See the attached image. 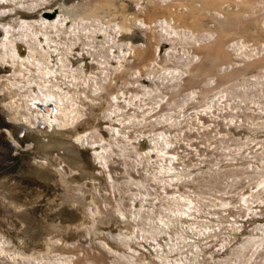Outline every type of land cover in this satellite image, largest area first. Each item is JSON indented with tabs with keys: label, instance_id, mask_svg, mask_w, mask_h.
<instances>
[{
	"label": "bare ground",
	"instance_id": "bare-ground-1",
	"mask_svg": "<svg viewBox=\"0 0 264 264\" xmlns=\"http://www.w3.org/2000/svg\"><path fill=\"white\" fill-rule=\"evenodd\" d=\"M49 1L0 3L29 12ZM199 1L204 9H215L227 0ZM98 2L63 5L52 19L39 12L36 17L16 16L4 24L0 61L12 66V74L0 82V89H10L7 105L11 118L26 128L74 127L89 96L104 99L107 133L96 123L89 131L76 132V138L94 148L95 160L107 172L108 188L126 197L114 200L129 222V229L117 236L121 247H108L116 259L134 262L146 241L154 249L148 264H264V222L253 225L239 239L228 236L233 240L230 247L215 260L202 257L192 238L212 225L210 216L219 214L224 219L231 206L240 205L247 212L253 202H264V56L261 65L255 70L252 67L247 75L239 76L241 71L238 75L222 74L220 84H211L198 94L192 86L183 85V78L199 47H207L211 56V65L202 70L205 75L218 73L215 67L227 62L232 50L226 49L222 35L209 46L200 45L207 35L199 31L197 22L189 26L163 19L150 53L153 61L132 73L126 92L107 90L110 78L130 64L128 56L139 45L129 35L135 22H128L126 14L122 21L111 17L106 8L113 1ZM243 2H249L245 8L256 4L264 9V0ZM239 26L238 22L235 28ZM235 50L251 54L255 49L238 41ZM263 50L259 47L257 51ZM200 112L220 115L223 128L209 140L212 150L207 161L177 167L169 147ZM116 156L125 166H143L144 171L127 174L122 184H117L107 168ZM61 182L71 185L66 179ZM86 212L94 222L98 207L89 203ZM54 250L47 247L43 252L23 253L0 232V264H62L66 256Z\"/></svg>",
	"mask_w": 264,
	"mask_h": 264
},
{
	"label": "rangeland",
	"instance_id": "rangeland-1",
	"mask_svg": "<svg viewBox=\"0 0 264 264\" xmlns=\"http://www.w3.org/2000/svg\"><path fill=\"white\" fill-rule=\"evenodd\" d=\"M85 1L104 3L106 0H50L45 6L29 12L0 3V35L4 24L16 16L31 18L42 12L45 18L52 19L63 5ZM111 1L114 4L106 8L110 10L111 17L122 21L127 16L128 22H135L129 35L139 48L128 56L130 64L113 74L107 90L126 92L132 73L153 61L150 53L156 45L157 25L163 19L170 18L181 24L185 22L189 26L197 22L201 26L199 31L207 35L200 45L213 44L222 35L226 49L232 50L228 61L215 67L218 73L205 75L202 70L211 65V56L207 47H199L193 65L183 78V85L192 86L198 94L204 88L220 84L222 74L238 75L241 71L239 76L247 75V72L253 71L252 67L255 70L263 62L264 50L257 51L259 47L264 48V9H259V5L245 8L249 2L227 0L220 6L222 9H204L203 2L199 0ZM238 22L240 26L235 28ZM238 41L255 50L251 54L237 52L235 47ZM88 63L87 67L91 69L92 62L90 65ZM11 74L12 66L0 62V82ZM9 90L0 89V232L23 253L54 248V252L66 256L64 264H126L116 259L108 248H120L117 236L129 229L128 216L118 210L114 201L118 197L124 200L126 197L108 188L107 172L102 170L101 164L91 153L94 148L81 144L76 138V132L89 131L96 123L102 133H107L105 127L109 122L103 118L104 99L89 96L84 105V114L74 127L49 129L36 125L25 128L10 116L7 105L8 99H11ZM102 95L106 98L107 92L104 91ZM221 120L222 117L213 112H200L197 119L192 118L183 136L169 147V153L174 156V165L185 167L191 162L208 160L212 150L209 140L216 130L223 128ZM203 167L206 168L205 165ZM107 168L117 184H122L127 174L144 171L143 166H125L118 156L110 160ZM61 179H66L71 185L63 184ZM89 203L98 207L94 222L86 212ZM252 204L247 212L240 205L229 207L224 219H220L219 214L209 217L212 225L192 237L202 257L211 256L212 260L223 257L233 241L228 236L239 239L253 225L264 222V202ZM164 237L165 234L159 240H164ZM151 245L145 241L136 255V262L128 264H148L154 251ZM62 247L66 250L62 251Z\"/></svg>",
	"mask_w": 264,
	"mask_h": 264
},
{
	"label": "water",
	"instance_id": "water-1",
	"mask_svg": "<svg viewBox=\"0 0 264 264\" xmlns=\"http://www.w3.org/2000/svg\"><path fill=\"white\" fill-rule=\"evenodd\" d=\"M47 14H51V13H47ZM1 62V61H0ZM1 63H3V62H1ZM3 64H5V65H8V63H3ZM49 107H50V105H49ZM26 128V127H25ZM92 153V155H93V151L91 152ZM94 156V155H93Z\"/></svg>",
	"mask_w": 264,
	"mask_h": 264
}]
</instances>
